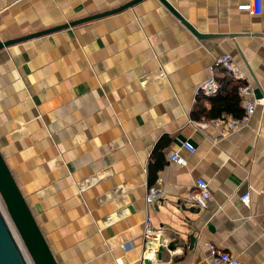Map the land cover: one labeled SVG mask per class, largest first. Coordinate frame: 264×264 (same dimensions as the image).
Listing matches in <instances>:
<instances>
[{
  "label": "crops",
  "instance_id": "1",
  "mask_svg": "<svg viewBox=\"0 0 264 264\" xmlns=\"http://www.w3.org/2000/svg\"><path fill=\"white\" fill-rule=\"evenodd\" d=\"M133 1L0 0V38ZM167 2L208 37L160 0H142L0 52V151L58 264H148L147 222L162 231L158 264H212L208 243L264 264V106L224 135L198 93L227 54L254 83L239 96L243 116L264 98V0L262 14L239 10L252 0ZM214 76L230 99L231 76L221 67ZM200 179L213 196L203 209L186 201Z\"/></svg>",
  "mask_w": 264,
  "mask_h": 264
},
{
  "label": "water",
  "instance_id": "2",
  "mask_svg": "<svg viewBox=\"0 0 264 264\" xmlns=\"http://www.w3.org/2000/svg\"><path fill=\"white\" fill-rule=\"evenodd\" d=\"M142 1L136 0L127 5L112 11L85 17L75 20L58 27L43 30L26 36L4 40L0 38V52L17 44H21L33 39H37L46 35L60 32L69 28H73L88 22L103 19L105 17L116 14L120 11L132 7L135 3ZM172 14H174L187 28L198 38L203 36L192 27L168 2L160 0ZM0 198L6 209V212L19 235L21 242L30 257L33 264H58L54 254L52 253L31 209L24 197L16 179L9 169L4 156L0 151ZM184 208V207H182ZM159 210V208H158ZM186 210V209H183ZM160 211V210H159ZM193 212V210H190ZM192 247L196 245L197 239L194 235L189 236ZM163 247L160 248L159 257ZM0 264H28L23 252L21 251L14 233L12 232L8 222L0 210Z\"/></svg>",
  "mask_w": 264,
  "mask_h": 264
},
{
  "label": "built area",
  "instance_id": "3",
  "mask_svg": "<svg viewBox=\"0 0 264 264\" xmlns=\"http://www.w3.org/2000/svg\"><path fill=\"white\" fill-rule=\"evenodd\" d=\"M239 10L248 11L251 14H262V0H252L251 3L243 4L239 6ZM224 68L226 72L231 76L234 81L242 83L238 88V94L241 98H250L252 96L254 90V83L249 80L248 76L242 72L240 66L236 64L232 58L225 54L219 58H216L214 63L212 64L211 70V78L206 81L200 88H199V95L204 97H215L220 92V86L214 76L216 68ZM258 106H264V98L254 99L248 101L246 103V111L242 118H235L230 115H222L221 117L215 119L213 123L217 126H221L225 124V128L223 130L224 135L229 134L231 132H235L242 123L246 122L256 111ZM181 148L188 150L191 153L195 152V147L187 142L182 141L180 143ZM170 160L176 163L179 166H186V160L180 156L178 152H174L170 156ZM158 198V191L155 188H151L149 190L147 201L153 203ZM213 199L210 187L208 182L203 179L197 181L196 184V191L189 192L186 195V201L191 204L196 205L197 207L203 209L206 208ZM251 196L249 193L242 196V201L246 204H250ZM0 210L4 214L8 225L10 226L16 241L24 254V257L28 264H33L30 257L28 256L19 235L17 234L7 212L3 205V202L0 198ZM109 221V220H108ZM162 235V231H157L152 229L150 222L146 223L144 236L147 240H150L147 248L144 252L143 261L148 264H158L157 256L161 240L159 237ZM154 236V238H153ZM206 246L210 250V261L212 264H244L242 263L235 255L221 251L217 248V246L213 243H208ZM170 264H178V263H170Z\"/></svg>",
  "mask_w": 264,
  "mask_h": 264
},
{
  "label": "trees",
  "instance_id": "4",
  "mask_svg": "<svg viewBox=\"0 0 264 264\" xmlns=\"http://www.w3.org/2000/svg\"><path fill=\"white\" fill-rule=\"evenodd\" d=\"M232 83H234L232 88V97L230 99H226L224 97H221V91L220 93L215 97H203L206 99H209L212 102V108L209 113V117L213 119H217L221 117L222 115H230L235 118H242L243 113L240 109V97L238 95V88L242 84L240 82H235L231 80ZM232 100V101H231ZM227 101L229 103H227ZM239 109L241 110L240 113H238Z\"/></svg>",
  "mask_w": 264,
  "mask_h": 264
}]
</instances>
